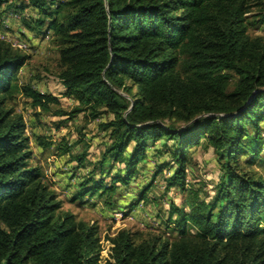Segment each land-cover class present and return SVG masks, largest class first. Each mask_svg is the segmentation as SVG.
<instances>
[{
	"label": "trees",
	"instance_id": "obj_1",
	"mask_svg": "<svg viewBox=\"0 0 264 264\" xmlns=\"http://www.w3.org/2000/svg\"><path fill=\"white\" fill-rule=\"evenodd\" d=\"M8 3L18 13L37 10L35 35L53 33L64 94L77 101L70 111H53L67 116L59 125L80 112L92 120L111 115L102 124L109 142L71 201L107 195L105 209L123 210L121 195L153 147L156 156L169 155L158 165L172 169L166 189H185L188 154L200 141L219 163L209 200L189 189L187 211L170 204L166 223L174 224L176 237L137 241V232L118 229L108 238L104 264H264V176L240 160L264 161V38L247 32V13L264 9V0H22L17 6L0 0V7ZM257 16L264 24V13ZM0 27L1 33L4 22ZM29 58L0 37V264H98V225L62 211L32 163L22 115L8 106L15 92L42 111L59 104L14 81ZM36 142L49 145L40 136ZM57 149L71 151L67 143ZM84 155L71 156L77 167H84ZM115 163L120 167L107 182L101 175ZM150 181L130 190L137 198L129 208L147 201Z\"/></svg>",
	"mask_w": 264,
	"mask_h": 264
},
{
	"label": "rangeland",
	"instance_id": "obj_2",
	"mask_svg": "<svg viewBox=\"0 0 264 264\" xmlns=\"http://www.w3.org/2000/svg\"><path fill=\"white\" fill-rule=\"evenodd\" d=\"M22 0H11V5L21 4ZM8 4L0 7V24L4 22L10 33V36L27 43V49L20 52L30 56L27 64L18 71L17 78L14 80L17 84H31L35 89L52 94L59 99V104H52L48 111H42L39 108L30 106L29 100L20 92H15L9 98L8 106H11L15 113L21 114L26 124V134L30 137V147L33 152L32 163L41 167L44 180L53 188L59 199L62 200V211H70L89 224L96 223L99 228V237L101 243L100 255L107 254L109 237L113 236L118 229L127 228L137 232L138 238H147L149 234H161L170 239L176 237V230L173 223H166L168 218L169 206L171 203L179 207L186 206L187 197L190 190H195L200 198L209 200L214 194V186L218 182L220 175V166L216 156L211 148H204V141H200L197 146L191 148L186 162L185 189L179 188L166 189V179L171 175L170 166H161L169 159L167 153L155 155V147L148 150V157L142 161L139 166L137 179L130 183L132 188L139 189L140 184L151 180L150 186L146 190V200L129 208L136 202L130 195L136 194L127 190V193L121 197L124 199V208L120 210L125 217L116 223L112 218L114 211L105 209L102 198H93L82 204L80 199L72 200L71 197L76 188V183L80 178L88 174L93 164L100 159L109 142L108 132L103 129V122L111 118V115L104 114L100 118L90 119L88 113L80 112L72 119L60 124V121L66 120L67 116L54 115L56 108L70 111L77 105V101L64 94L65 88L58 76L59 67L57 64L59 58L58 48L54 42V36L51 31L43 35H35L30 29L35 26V19L40 15L36 9L27 7L22 12H14V8L7 9ZM264 13V9L259 6H252L247 13L248 16V34L250 36H262L264 38V24H259L257 16ZM1 28V27H0ZM44 28H41L43 31ZM235 77L230 82L233 84ZM249 127V126H248ZM261 137L264 138V117L259 122ZM36 136H40L44 143L49 145H38ZM67 143L71 147L70 154L60 155L57 145ZM157 147L160 143L155 144ZM84 153V167H77V161L72 160L71 156ZM264 154V148L261 155ZM263 157V156H261ZM247 155L241 156V163L244 169L253 171L256 175L264 176V161L256 160L254 164L247 165L244 161ZM109 164L105 163L104 171H107ZM120 165L115 163L114 169L109 173L102 174L107 182L110 181L113 172ZM110 170V169H109ZM99 174V171H96ZM153 175V177H151ZM71 176V177H70ZM136 190V191H137ZM130 192V193H129ZM130 194V195H129ZM137 196V195H136ZM117 197V196H115ZM130 198V199H129ZM121 199V198H120ZM129 202V203H128ZM121 206V207H122ZM119 211V210H118ZM192 233L195 232L191 228Z\"/></svg>",
	"mask_w": 264,
	"mask_h": 264
},
{
	"label": "built area",
	"instance_id": "obj_3",
	"mask_svg": "<svg viewBox=\"0 0 264 264\" xmlns=\"http://www.w3.org/2000/svg\"><path fill=\"white\" fill-rule=\"evenodd\" d=\"M4 27H7V25L4 23ZM0 37L1 39L5 40L6 42L10 43L12 47L14 48H18L21 50H26L27 49V43L23 40H21V42L15 38L10 36V33L7 29H4L1 33H0ZM125 214L121 211H116L114 212V214L112 215V218L114 219V221L116 223L123 221V219H129L131 218L130 216H127V218L124 216ZM101 244V243H100ZM112 246V244L109 242L108 248H107V254L100 255V260L98 264H104L105 260L108 258L109 253H110V247ZM102 252V251H101ZM100 252V253H101Z\"/></svg>",
	"mask_w": 264,
	"mask_h": 264
}]
</instances>
